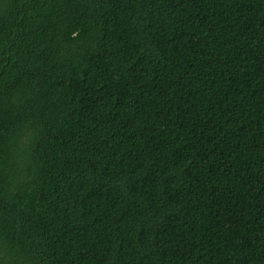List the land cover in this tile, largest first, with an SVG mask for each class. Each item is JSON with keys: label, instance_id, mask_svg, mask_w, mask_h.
Instances as JSON below:
<instances>
[{"label": "trees", "instance_id": "16d2710c", "mask_svg": "<svg viewBox=\"0 0 264 264\" xmlns=\"http://www.w3.org/2000/svg\"><path fill=\"white\" fill-rule=\"evenodd\" d=\"M0 264H264V0H0Z\"/></svg>", "mask_w": 264, "mask_h": 264}]
</instances>
